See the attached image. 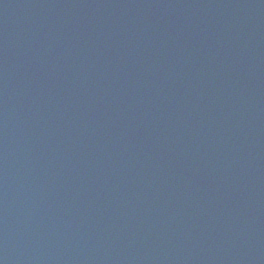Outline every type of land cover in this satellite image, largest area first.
<instances>
[{"label": "water", "instance_id": "obj_1", "mask_svg": "<svg viewBox=\"0 0 264 264\" xmlns=\"http://www.w3.org/2000/svg\"><path fill=\"white\" fill-rule=\"evenodd\" d=\"M0 264H264V0H0Z\"/></svg>", "mask_w": 264, "mask_h": 264}]
</instances>
